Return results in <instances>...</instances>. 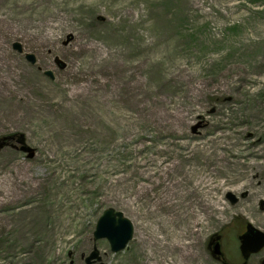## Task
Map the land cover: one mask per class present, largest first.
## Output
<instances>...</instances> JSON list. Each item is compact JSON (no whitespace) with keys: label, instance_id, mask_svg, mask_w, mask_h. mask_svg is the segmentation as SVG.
Here are the masks:
<instances>
[{"label":"rangeland","instance_id":"374dc122","mask_svg":"<svg viewBox=\"0 0 264 264\" xmlns=\"http://www.w3.org/2000/svg\"><path fill=\"white\" fill-rule=\"evenodd\" d=\"M18 72L27 80L14 82ZM0 75V138L14 137L0 148V264H86L93 246L94 264H130L140 229L167 225L160 235L171 239V217L198 211L180 206L182 163L195 178L215 146L252 148L256 126L241 118L264 108V0H0ZM209 174L226 180L214 191L224 209L194 226L196 250L212 264H264V247L243 259L236 242L246 222L264 232V171H247L240 190ZM28 179L34 197L23 194ZM108 207L134 228L118 251L93 238Z\"/></svg>","mask_w":264,"mask_h":264},{"label":"bare ground","instance_id":"6f19581e","mask_svg":"<svg viewBox=\"0 0 264 264\" xmlns=\"http://www.w3.org/2000/svg\"><path fill=\"white\" fill-rule=\"evenodd\" d=\"M20 73L22 74V77L16 78L14 82L27 80L25 73L18 72L17 74L19 75ZM0 83L5 85V81L2 79L1 75ZM5 91L7 90L0 87V94L5 93ZM7 95L9 94H5V96ZM229 99L232 100V98ZM262 109L264 108H261L254 103V107L245 111L241 118L247 120L249 126H256L254 129L250 127L248 129V134L254 137L251 149L246 152H235L231 155H225L218 152L216 150L217 146H215L213 150L209 152L210 156H208V158L210 166L205 162L199 163L207 173L195 178H187L186 164H181L179 176L182 177L184 182H181L183 188L181 187L179 194L182 198L180 206L184 209L197 207L198 211L196 214L194 211L185 212L182 217H178L175 213V220L171 217L172 219L170 220L169 225L171 227L169 230L171 239L167 238L164 234L160 235L162 228H166L167 225L159 224L150 226V230L144 236L140 235V229L133 245L134 259L130 261V264H212L208 257L202 255L199 250H196L197 242L195 238L197 235H201L202 230L199 228L198 232V230L194 228L199 222H202L203 226L208 227L210 224L209 212L212 209L220 210L222 212L224 209L223 203L218 196H216L214 191L217 186L220 188L224 187L226 180L219 182L216 181L215 176L209 174V170H214L216 177H227L235 184V190H240L250 183V179H246L247 171L252 172L253 175L264 171V123H261L264 120V111H261ZM16 118L17 116L15 115L14 119ZM233 143L237 144L238 140H233ZM245 156L252 157V161L243 160ZM228 173H232V175L228 177ZM32 191L33 197L36 196L38 185L36 183L30 184V180L28 179L27 184L23 189V194L27 195ZM244 192L247 198L252 197V193L248 190ZM232 194L234 195V193ZM37 204L38 202L35 203V206ZM173 204L174 203L170 204L171 207ZM39 217V213L33 207V221L37 220ZM53 218L55 221L50 228L57 229L59 223L56 219L58 218L56 215L53 216ZM59 219H63V215L59 216ZM59 219L58 221H60ZM184 236H187L188 239L183 240ZM166 239H169V241H166ZM155 252L158 254V259L156 261L153 258ZM167 256H171L172 261L171 259H167Z\"/></svg>","mask_w":264,"mask_h":264},{"label":"water","instance_id":"95a60500","mask_svg":"<svg viewBox=\"0 0 264 264\" xmlns=\"http://www.w3.org/2000/svg\"><path fill=\"white\" fill-rule=\"evenodd\" d=\"M12 48L19 53L23 52L22 44L19 41L12 43ZM24 57L30 63H35L36 57L32 52H24ZM59 67H64L65 62L56 58ZM44 74L50 78H54V74L50 69L44 71ZM17 141H21L17 139ZM1 147V144H0ZM21 150L28 151V157L33 155V149L29 146L22 145ZM227 197L231 202L236 201V197L228 192ZM133 233L132 222L123 215L121 211H115L112 207H108L98 216L93 230V238H106L110 244L112 251L122 249ZM240 250L243 258H246L251 252H256L264 246V232L252 226L250 223L246 224V231L239 235ZM214 254H219L218 243L216 242L213 249ZM100 259L99 251L94 246L89 254L85 257L86 264H92Z\"/></svg>","mask_w":264,"mask_h":264},{"label":"flooded vegetation","instance_id":"af4514ba","mask_svg":"<svg viewBox=\"0 0 264 264\" xmlns=\"http://www.w3.org/2000/svg\"><path fill=\"white\" fill-rule=\"evenodd\" d=\"M8 143V142H7ZM245 224L246 223H244V225H243V228H242V230H240V232H238L237 234H236V242H237V245H238V252H239V255H240V257L241 258H243V255H242V253H241V250H240V242H239V235H241L242 233H244L245 232V230H246V226H245ZM217 238H219V236L218 235H215ZM262 249V248H261ZM260 249V250H261ZM260 250H258V252L260 251ZM257 253V252H256ZM251 254H253V252H251L246 258H248ZM219 255H220V257H221V255H222V250L220 249V253H219ZM219 257V258H220Z\"/></svg>","mask_w":264,"mask_h":264}]
</instances>
